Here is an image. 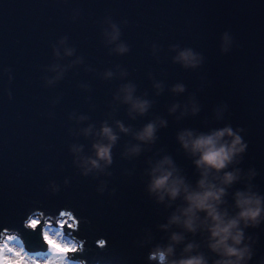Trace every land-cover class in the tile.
Here are the masks:
<instances>
[{
  "label": "water",
  "instance_id": "water-1",
  "mask_svg": "<svg viewBox=\"0 0 264 264\" xmlns=\"http://www.w3.org/2000/svg\"><path fill=\"white\" fill-rule=\"evenodd\" d=\"M184 51L194 67L177 59ZM127 86L148 102L143 113L125 102ZM150 123L152 139H138ZM105 126L116 136L111 163L92 167ZM225 127L244 151L205 175L179 137ZM165 158L170 182L183 184L160 200L149 188ZM225 173L236 179L223 183ZM201 179L224 190L214 203L225 222L241 211L238 192L259 197L258 223L240 219L233 231L247 249L239 264H264V0H0V230L43 251V224L64 212L78 221L63 224L79 246L68 256L82 264H159L150 254L169 247L166 264L236 260L210 247L205 211L194 210V230L184 226Z\"/></svg>",
  "mask_w": 264,
  "mask_h": 264
},
{
  "label": "clouds",
  "instance_id": "clouds-1",
  "mask_svg": "<svg viewBox=\"0 0 264 264\" xmlns=\"http://www.w3.org/2000/svg\"><path fill=\"white\" fill-rule=\"evenodd\" d=\"M115 39V35L113 36ZM118 51L124 52L127 49L123 46H119ZM70 54V52L68 53ZM178 60L184 62L185 67H194L196 63V57L193 56L191 51H184L177 57ZM110 75V74H109ZM124 91L126 95L124 97L125 102H131L132 109L140 113H143L147 106V101H132L131 86H127ZM174 91H183V87L177 85ZM121 131H127L122 125H119ZM155 127L153 124H148L137 136L140 140H151ZM87 132V130H85ZM101 135L106 137L109 141L108 144L96 143L93 148L96 152L97 160H90L89 163L92 167H99L98 160H103L105 163H111L110 148L112 142L116 140V136L113 135L111 128L102 127ZM185 135L191 136V133L181 134L179 139L185 149L189 146L191 151L195 153H200V158L195 161L197 167L203 166L205 168V175L207 169H215L217 171L226 167V165L232 161L233 156L237 153L243 152L245 145L241 143V138L239 136H234L232 130L225 127L221 130L215 131L210 135H201L194 140H185ZM224 136L233 137L231 143H221V138ZM136 151V149H133ZM170 164L168 158H165L160 162V165L153 172H160V174L154 175L152 182L150 184V192H155L159 195V199H163V194L167 193L171 198H175L181 190L182 180L173 179L169 180L172 176L171 171H166L162 169L163 164ZM236 179L233 173H225L223 177V183H231ZM199 185L202 189H206L202 192L189 193L186 195L185 199L189 202V207L184 209L183 214L187 216L184 221V226L188 230H194L193 217L194 210H203L207 213L208 217L211 218L213 224L210 228L211 238L214 243L210 247L217 252H220L224 256L236 257V260L226 259L219 261L218 264H239V261L245 257L247 249H239L235 245H238L242 239V232L239 230L233 231L237 228L238 220L243 219L247 224L249 221L258 223V217L261 214L260 209V199L255 196H247L244 193H237L236 204L241 209L237 218L228 220L225 222L223 215L216 211L215 203L220 202V197L223 195L222 188H216L214 185L206 184L204 179H201ZM187 192V189H184ZM215 202V203H214ZM61 215H66L62 212ZM70 215V214H68ZM74 224H78L75 217H72ZM179 217L173 216L170 223L178 222ZM38 222L29 218L25 222L26 228L35 229ZM72 228L71 225H69ZM72 230H75L72 228ZM7 229L0 230V235L3 236L0 239V264H75V262L70 261L68 258L69 253H74L79 251V246L69 245L59 240V233L56 236H50L47 233L44 234V241L48 249V255L46 259L38 260L32 254L28 253L23 246H16L14 241L17 239L13 235H6ZM173 240L180 239L178 236L173 235ZM231 239L233 242L230 246L227 241ZM103 246V243H100ZM191 248V245L188 246ZM172 249L169 247L166 250L156 249L152 254H150V259H155L159 261V264H166L167 255L170 254ZM82 264V262H80ZM172 264H204L201 257H192L187 260L173 261Z\"/></svg>",
  "mask_w": 264,
  "mask_h": 264
},
{
  "label": "rangeland",
  "instance_id": "rangeland-1",
  "mask_svg": "<svg viewBox=\"0 0 264 264\" xmlns=\"http://www.w3.org/2000/svg\"><path fill=\"white\" fill-rule=\"evenodd\" d=\"M33 220H38L37 217H32ZM63 224L64 225H73V222L71 221V219L68 216H61L60 218H58L55 222L52 221H46L44 223V225L42 226V230H43V236L45 233H47L50 236H56L57 233H59V237L58 239L63 241L66 244L69 245H74V246H78V243L76 240H74L73 238H71L70 236H68L65 232L66 230L63 229ZM6 235H10V234H6ZM15 236L17 239L14 241V243L16 244V246H23L21 240L18 238V236ZM25 248V247H24ZM26 250V248H25ZM28 253L32 254L36 259L38 260H43L47 258L48 255V249L46 248L43 251H35V252H29L28 250H26ZM70 261L75 262V264H80L79 261L73 259L72 257H69Z\"/></svg>",
  "mask_w": 264,
  "mask_h": 264
},
{
  "label": "bare ground",
  "instance_id": "bare-ground-1",
  "mask_svg": "<svg viewBox=\"0 0 264 264\" xmlns=\"http://www.w3.org/2000/svg\"><path fill=\"white\" fill-rule=\"evenodd\" d=\"M44 225V224H43ZM10 235H13V234H10Z\"/></svg>",
  "mask_w": 264,
  "mask_h": 264
}]
</instances>
